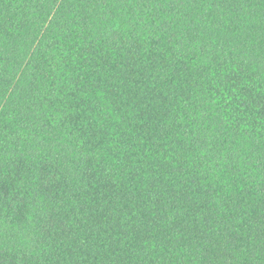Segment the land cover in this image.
Instances as JSON below:
<instances>
[{
	"label": "trees",
	"instance_id": "obj_1",
	"mask_svg": "<svg viewBox=\"0 0 264 264\" xmlns=\"http://www.w3.org/2000/svg\"><path fill=\"white\" fill-rule=\"evenodd\" d=\"M0 264H264V0H0Z\"/></svg>",
	"mask_w": 264,
	"mask_h": 264
}]
</instances>
